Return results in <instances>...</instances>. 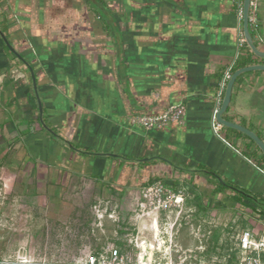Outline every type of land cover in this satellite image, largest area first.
Instances as JSON below:
<instances>
[{"label":"crops","instance_id":"1","mask_svg":"<svg viewBox=\"0 0 264 264\" xmlns=\"http://www.w3.org/2000/svg\"><path fill=\"white\" fill-rule=\"evenodd\" d=\"M255 15L264 51V0ZM236 28L232 0H0V162L122 195L163 181L183 187L190 208L243 213L258 227L263 154L243 132L221 124L223 141L210 126ZM178 102L182 124L132 122ZM221 116L264 141V70L237 77Z\"/></svg>","mask_w":264,"mask_h":264},{"label":"rangeland","instance_id":"2","mask_svg":"<svg viewBox=\"0 0 264 264\" xmlns=\"http://www.w3.org/2000/svg\"><path fill=\"white\" fill-rule=\"evenodd\" d=\"M14 161L0 162V264H80L110 248L130 264H235L241 233L264 232L243 213L212 215L184 198L167 217L140 208V190L122 195L100 182L67 174L59 179V173L55 179L52 169ZM170 215L176 223L168 236Z\"/></svg>","mask_w":264,"mask_h":264},{"label":"built area","instance_id":"3","mask_svg":"<svg viewBox=\"0 0 264 264\" xmlns=\"http://www.w3.org/2000/svg\"><path fill=\"white\" fill-rule=\"evenodd\" d=\"M236 4V18H237V51L234 59L228 69L225 71L217 92V101L210 116V126L216 136L224 138L220 134L221 124L218 121V113L221 107L224 90L229 80L233 67L237 58L241 54V48L246 45L243 31V1L232 0ZM257 0H250L248 10V28L253 27L256 22ZM2 78L0 76V85ZM186 115V107L183 102H178L168 106L159 115L148 116L138 115L134 116L132 122L142 126L145 129L160 128L167 124L174 122L182 124ZM251 162V160L248 159ZM185 189L183 187H176L167 184L163 181H155L140 188V202L139 206L142 209L153 208L157 213L164 212L168 214L180 208L184 203ZM264 229V218L262 223ZM238 248L241 255L238 257L235 264H264V232L258 235L254 229H245L238 240ZM80 264H130L126 256L116 248H110L105 253L88 257Z\"/></svg>","mask_w":264,"mask_h":264},{"label":"water","instance_id":"4","mask_svg":"<svg viewBox=\"0 0 264 264\" xmlns=\"http://www.w3.org/2000/svg\"><path fill=\"white\" fill-rule=\"evenodd\" d=\"M249 2L250 0H244L243 1V31H244V38H245V42L246 45L248 46V48L251 50V52L257 56V57H261L264 58V51L259 50L256 47V44L254 43L250 32H249V28H248V10H249ZM251 70H264V65L262 64H252L249 66H244V67H240L235 69L229 80L227 81L225 90H224V94H223V99H222V103H221V107L218 113V121L220 124L225 125V126H229L231 128H235L241 132H243L244 134H246L247 136L250 137V139H252V141L256 144V146L259 148V150L262 152V154L264 155V141L254 132L250 131L249 129L239 125V124H235L232 122H228L226 120H224L222 118V113L227 109L229 101H230V97H231V91H232V87L234 82L236 81L237 77L247 71H251Z\"/></svg>","mask_w":264,"mask_h":264},{"label":"trees","instance_id":"5","mask_svg":"<svg viewBox=\"0 0 264 264\" xmlns=\"http://www.w3.org/2000/svg\"><path fill=\"white\" fill-rule=\"evenodd\" d=\"M249 32H250V35L253 39L254 33H253V30L251 28H249ZM244 52H245L244 56H239L237 58L235 65L233 67L234 70L237 68H240V67L252 65L258 61V58L254 57V54L251 52V50L248 48L247 45L244 46ZM260 60H263V59H260ZM262 158L264 159V155H262Z\"/></svg>","mask_w":264,"mask_h":264},{"label":"bare ground","instance_id":"6","mask_svg":"<svg viewBox=\"0 0 264 264\" xmlns=\"http://www.w3.org/2000/svg\"><path fill=\"white\" fill-rule=\"evenodd\" d=\"M152 231H153L154 239H155V241H157V239H158V235H159V227H158V222H157V220H154V221H153V224H152ZM159 243L162 244L163 241L160 240ZM141 248L144 249V250L147 248V245H146L145 242L141 244ZM153 248H154V245H153L152 243H150V244L148 245V249H149V252H150V253H151V251H152Z\"/></svg>","mask_w":264,"mask_h":264}]
</instances>
